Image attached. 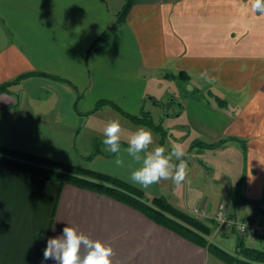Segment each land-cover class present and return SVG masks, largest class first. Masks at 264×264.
Listing matches in <instances>:
<instances>
[{
  "label": "crops",
  "instance_id": "0c3cea01",
  "mask_svg": "<svg viewBox=\"0 0 264 264\" xmlns=\"http://www.w3.org/2000/svg\"><path fill=\"white\" fill-rule=\"evenodd\" d=\"M125 2L0 0V86L6 84L0 89V145L130 183L138 165L124 153V164H116V155L102 144L103 128L119 120L126 146L128 134L144 127L153 133L150 147L158 146V131L127 114L144 113L153 88L180 79L188 91L214 95L220 105L194 95L181 101L171 93L163 106L153 103L162 116L177 105L193 133L184 157L186 195L178 208L207 209L214 243L233 235L264 249V235L240 234L213 217L223 208L236 221L264 223V201H249L264 197V16L251 13L248 0H130L119 21ZM99 100L122 111L110 104L95 109ZM224 138L216 146L193 145ZM227 145L236 159L244 157L235 190L224 195L199 189L197 177L211 181L206 170L220 166L193 153ZM135 187L172 204L177 200L170 180ZM68 225L111 246L112 264H207L210 255L205 246L110 195L0 167V264H42L47 239Z\"/></svg>",
  "mask_w": 264,
  "mask_h": 264
},
{
  "label": "trees",
  "instance_id": "16d2710c",
  "mask_svg": "<svg viewBox=\"0 0 264 264\" xmlns=\"http://www.w3.org/2000/svg\"><path fill=\"white\" fill-rule=\"evenodd\" d=\"M129 6L130 0H126L119 14V21L125 17ZM5 86L6 84L1 85L0 89ZM103 104H110L113 108L122 111L117 104L108 100H99L95 109ZM127 115L134 122L143 123L158 129L150 115L145 112L136 116ZM226 140L227 138H224L215 143L206 144L196 141L193 142V145L203 144L206 147H210L220 145ZM0 167L53 179L60 183L73 184L110 195L139 209L153 221L176 231L197 244L205 246L209 253L227 264H264V249L243 246L237 253H230L215 244L208 245L202 236V231L207 232L208 227L204 223L199 222L197 218L195 219L191 213L176 207L161 195L148 199L143 190L110 174L1 145ZM249 201L258 204L264 201V199ZM238 245L242 246V243L238 241Z\"/></svg>",
  "mask_w": 264,
  "mask_h": 264
},
{
  "label": "clouds",
  "instance_id": "9594fccd",
  "mask_svg": "<svg viewBox=\"0 0 264 264\" xmlns=\"http://www.w3.org/2000/svg\"><path fill=\"white\" fill-rule=\"evenodd\" d=\"M248 10L264 16V0H248ZM102 144L105 150L116 155V164L123 165L121 153L131 158L137 167L132 168L129 182L142 189H148L161 180H170L180 187L187 178L188 162L181 145L171 149L164 146L150 147L154 143L150 129L140 127L128 134L126 146L122 145V126L119 120H109L103 128ZM113 249L101 240H93L72 226H66L62 235L47 239L43 261L55 264H112Z\"/></svg>",
  "mask_w": 264,
  "mask_h": 264
},
{
  "label": "rangeland",
  "instance_id": "374dc122",
  "mask_svg": "<svg viewBox=\"0 0 264 264\" xmlns=\"http://www.w3.org/2000/svg\"><path fill=\"white\" fill-rule=\"evenodd\" d=\"M151 85L153 84V81L151 80ZM150 85V86H151ZM153 91V92H152ZM151 93H153V97L156 98L157 103H164L166 104L168 102L169 98H172L170 95H175L177 99H180L181 101H187L188 97L190 95H194L195 97L208 100L211 104L214 106H219L220 102L216 99L214 95H210L209 98L206 97V93L204 91H188L186 88V83L180 79H167L162 86L157 88H153ZM171 93V94H170ZM159 106V105H158ZM157 105H154L150 101L147 102L145 113L149 114L154 123L157 125L158 129V135L160 136L159 139V146H164L167 149H171L172 145L178 144L181 145L185 153H188L189 147V139L191 135L193 136V133L189 134L188 132V125H187V117L184 112L182 114H178L179 108L177 105L172 104L167 108V112L165 113V116H162V109ZM192 147V146H191ZM194 147V146H193ZM200 149V148H199ZM192 150V149H191ZM232 149L230 148V145H227L226 147H223L222 149H219L218 151H215L214 149H208L204 148L201 151H197L193 153V156L197 157L199 160H203L204 162L206 159L208 161L213 162L214 165H219L220 168L213 167L212 169L209 168L206 170L208 175L211 176V181L200 180L199 176L198 179L195 180V184L199 187V189H205L213 192H220L224 193V195L228 194L229 192H233L235 190V181L238 176V173L241 172L240 165H244V157L242 159V156L240 155V158L236 159L235 156L232 154ZM222 156V157H221ZM234 158V161H233ZM229 161V163L226 165V162ZM224 162V166L222 167L221 164ZM198 163V161L196 162ZM222 168V169H221ZM224 168V169H223ZM218 169V170H216ZM221 169V171L219 170ZM194 170V168H192ZM196 170V169H195ZM225 170V171H223ZM175 193V197L177 200H174L173 204L176 207H182L183 208V199L185 197V191L182 188V186L178 189ZM195 187L188 188L187 195H192L194 193ZM169 195V194H168ZM149 199L153 196H147ZM168 198V196H166ZM169 199V198H168ZM264 199V197H261L259 200ZM262 204V202H259ZM192 209V208H191ZM191 209L189 213H191ZM183 211L187 212L186 209H182ZM221 211H226L222 208ZM192 214V213H191ZM226 215V214H225ZM227 216V215H226ZM196 219V217H195ZM199 222L204 223L208 227V231L203 233V240L208 245H217L226 251L230 253H237L243 246H248L245 244L244 240H239L238 236L229 235L228 238L222 237L219 241L215 239V243L211 241L210 232L211 228L207 224V219H197ZM214 220H216L214 218ZM243 221H246L243 219ZM216 222L219 224V226L225 228L221 223H219L217 220ZM217 224V225H218ZM247 234V233H246ZM218 241V242H217ZM238 241L242 243V246L238 245ZM217 243V244H216ZM207 264H227L224 261L220 260L216 256L210 253L209 259L207 261Z\"/></svg>",
  "mask_w": 264,
  "mask_h": 264
},
{
  "label": "built area",
  "instance_id": "2783aa9c",
  "mask_svg": "<svg viewBox=\"0 0 264 264\" xmlns=\"http://www.w3.org/2000/svg\"><path fill=\"white\" fill-rule=\"evenodd\" d=\"M191 213L197 219H207L210 216V212L201 207H193ZM219 223H221L225 228L234 226L240 234L259 232L264 235V223L262 225L251 223L250 221L239 220L236 221L233 218H229L225 215V212L219 210L213 216Z\"/></svg>",
  "mask_w": 264,
  "mask_h": 264
},
{
  "label": "water",
  "instance_id": "95a60500",
  "mask_svg": "<svg viewBox=\"0 0 264 264\" xmlns=\"http://www.w3.org/2000/svg\"><path fill=\"white\" fill-rule=\"evenodd\" d=\"M150 98L152 99L153 103H155V104H159L160 106H163L162 103H157L156 100H155L154 98H152V97H150ZM166 107H167V106H165V109H166Z\"/></svg>",
  "mask_w": 264,
  "mask_h": 264
}]
</instances>
